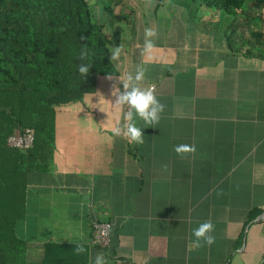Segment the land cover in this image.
<instances>
[{
  "label": "crops",
  "instance_id": "1",
  "mask_svg": "<svg viewBox=\"0 0 264 264\" xmlns=\"http://www.w3.org/2000/svg\"><path fill=\"white\" fill-rule=\"evenodd\" d=\"M126 1L113 9L114 73L60 108L51 153L21 162L25 180L19 170L5 177L13 186L1 208L21 217L9 263L90 264L103 253L107 264H264V6L231 19L171 0ZM146 27L156 31L150 52ZM137 65L139 86L154 84L164 106L156 124L138 121L139 144L113 134L123 123L113 88ZM181 144L195 151L178 155ZM93 221L111 224L109 247L92 242ZM204 221L215 242L191 248Z\"/></svg>",
  "mask_w": 264,
  "mask_h": 264
},
{
  "label": "trees",
  "instance_id": "2",
  "mask_svg": "<svg viewBox=\"0 0 264 264\" xmlns=\"http://www.w3.org/2000/svg\"><path fill=\"white\" fill-rule=\"evenodd\" d=\"M163 1L158 0V5ZM123 2L127 3L126 0H0V192L13 186L5 178L8 174L18 175L20 171L26 179L29 168L22 169L21 162L30 165L31 158L38 160L41 155L51 153V136L60 108L81 102L83 97L94 93L97 77L114 73L109 50L116 42L119 27L113 9ZM171 2L176 10L183 9L187 14L202 8L220 11L222 17L231 19L248 8L256 10L264 6V0ZM95 6L101 8L104 20L95 17ZM80 64L90 65L87 74L78 72ZM16 128L33 132L30 149L6 145L7 137ZM1 205L0 202V229L9 238L0 237V264H10L14 256L12 241L16 239L13 223L21 217L13 220V214L9 215ZM6 226L10 228L8 231Z\"/></svg>",
  "mask_w": 264,
  "mask_h": 264
},
{
  "label": "clouds",
  "instance_id": "3",
  "mask_svg": "<svg viewBox=\"0 0 264 264\" xmlns=\"http://www.w3.org/2000/svg\"><path fill=\"white\" fill-rule=\"evenodd\" d=\"M144 51L150 52L156 36L154 28L146 27L143 32ZM120 47H115L111 51V60H117L120 55ZM83 55V53H82ZM90 65L80 64L77 66L80 74H87ZM145 79V68L137 65L133 71H126L122 76V90L113 88L115 91L114 106L122 112V124L113 128V134L123 135L132 143H142V128L138 126V121L143 125H154L159 120V114L163 110V105L157 100L154 94V84L147 87H140L139 83ZM178 155L194 152L195 147L187 144L174 146L173 149ZM214 231V224L211 221L199 223L191 231L190 247L199 249L203 246H212L215 238L211 233ZM77 253L85 251L83 247H77ZM90 264H107L103 253H97L94 258H90Z\"/></svg>",
  "mask_w": 264,
  "mask_h": 264
},
{
  "label": "built area",
  "instance_id": "4",
  "mask_svg": "<svg viewBox=\"0 0 264 264\" xmlns=\"http://www.w3.org/2000/svg\"><path fill=\"white\" fill-rule=\"evenodd\" d=\"M34 135L30 129L16 128L6 139V145L15 149H30L33 146ZM111 224L109 222L93 221L91 224L92 242L100 249L110 246Z\"/></svg>",
  "mask_w": 264,
  "mask_h": 264
},
{
  "label": "rangeland",
  "instance_id": "5",
  "mask_svg": "<svg viewBox=\"0 0 264 264\" xmlns=\"http://www.w3.org/2000/svg\"><path fill=\"white\" fill-rule=\"evenodd\" d=\"M246 5H248V4H246ZM97 8H98V6H97ZM138 9V10H140L141 9V7H140V3L137 1V3H136V7L135 8H133L134 10L135 9ZM101 9V8H100ZM98 10V9H97ZM102 11V10H101ZM135 12H137L136 10H135ZM96 13H97V11H96ZM217 13H220V11L219 12H217ZM221 14V13H220ZM223 14V13H222ZM97 15V14H96Z\"/></svg>",
  "mask_w": 264,
  "mask_h": 264
}]
</instances>
